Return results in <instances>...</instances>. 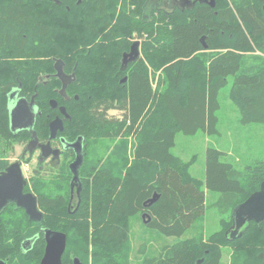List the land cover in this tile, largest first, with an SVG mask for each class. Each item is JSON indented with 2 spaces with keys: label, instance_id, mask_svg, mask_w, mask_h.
<instances>
[{
  "label": "trees",
  "instance_id": "obj_1",
  "mask_svg": "<svg viewBox=\"0 0 264 264\" xmlns=\"http://www.w3.org/2000/svg\"><path fill=\"white\" fill-rule=\"evenodd\" d=\"M148 2L0 0V169L10 164L15 143L31 138L27 129L11 128L9 97L17 90L34 97L41 112L34 123L39 138L48 134L46 113L57 114L54 99L70 115L62 135L68 142L80 136L85 146L82 189L73 206L75 155L67 149L61 163L46 166L53 173L46 186L42 175L31 178L42 221L13 206L2 210L3 264H41L48 229L67 235L62 264L75 258L130 264L131 221L144 213V223L164 241L139 264H221L225 248L236 253L233 264H264V221L246 225L235 239L227 235L235 207L264 181V159L239 170L223 161L225 152L208 146L199 179L191 171L196 156L184 160L172 151L179 132L219 133V93L229 78L240 122L264 124V0H215V7L196 1L171 9L157 3L147 13ZM135 41L142 55L123 69V55ZM57 59L75 74L66 88L69 99L55 90L61 87L56 76L44 80ZM111 110L121 117H110ZM115 139L120 143L113 145ZM208 192L217 193L210 205ZM155 193L157 200L145 206ZM210 208L219 225L206 232ZM29 238L33 248L25 251Z\"/></svg>",
  "mask_w": 264,
  "mask_h": 264
},
{
  "label": "rangeland",
  "instance_id": "obj_2",
  "mask_svg": "<svg viewBox=\"0 0 264 264\" xmlns=\"http://www.w3.org/2000/svg\"><path fill=\"white\" fill-rule=\"evenodd\" d=\"M157 3L167 9L175 6L174 0H149L146 7L147 13H150L152 6ZM135 39H138V36L135 35L131 40ZM231 85L232 78H229V83L219 93L221 108L218 111V134L209 135L205 131L200 130L194 135L179 132L176 136V145L172 149L173 153L184 160H190L193 156H196L197 160L191 171L199 179L205 177V156L208 146L225 152L223 161L233 163L239 170L254 163L258 159H264V124L252 123L244 125L240 122V110L229 96ZM108 115L119 118L122 112L119 110H111L108 112ZM117 142L120 143V140L115 139L112 144L114 145ZM128 142L130 144L128 155L132 159V148L135 142L134 136L128 138ZM14 146V150L11 151L9 157L11 161H16L23 150V145L20 143H15ZM34 164L35 160L32 161L31 165ZM51 178H53V173H46V179ZM43 181L45 182L44 178ZM207 195V200L210 205L213 197L217 193L208 192ZM76 201L77 199L74 200V204ZM131 223L129 260L130 264H139L146 253L152 250H159L164 240L156 238V230H153L144 223L142 214L141 218L134 217ZM218 225L217 210L210 208L205 218L206 232L217 230ZM236 257V253L230 248H225L221 264H233Z\"/></svg>",
  "mask_w": 264,
  "mask_h": 264
},
{
  "label": "water",
  "instance_id": "obj_3",
  "mask_svg": "<svg viewBox=\"0 0 264 264\" xmlns=\"http://www.w3.org/2000/svg\"><path fill=\"white\" fill-rule=\"evenodd\" d=\"M196 1H192L191 6L196 4ZM201 2H206L210 6L215 7V0H201ZM207 47L206 44H204ZM140 42L135 41L131 50L127 53H124L122 58V64L125 68L127 64L131 61L136 60L140 56ZM64 62L61 59H57L55 62V68L58 71V76L62 79L63 87L61 90V95L69 99L66 88L71 81L74 80L75 74L68 75L63 70ZM127 78L125 77L122 82H125ZM16 91L12 93L9 97V111H10V122L11 128L14 132L23 129H32L36 120V114L34 111V97L29 102L26 98L17 99ZM21 104H24V108L21 107ZM51 107L55 108L58 106L56 100H51ZM61 112L68 119L70 115L68 114L66 108L64 106L60 107ZM39 114V112H38ZM41 114V113H40ZM64 130V120L60 117L55 118L50 123V138H54L57 136L59 131ZM33 132V131H32ZM35 135V131L33 132ZM69 146L75 148L76 150V158L70 164V169L72 171L73 177L71 180V190L73 191L74 185L77 184L78 189L77 193L80 195V191L82 189V185L79 177V169L84 162V153L82 146V137H79L75 142L71 143ZM16 168L13 170V168ZM24 178L21 173V168L19 163L12 164L8 171L0 176V196L4 198H29L27 201H21L19 199V205L26 208L30 218L33 220L40 221L42 219V214L38 211L36 198L33 194L22 195V190L24 187ZM158 198V195L155 193L153 197L148 199L144 205L149 206L154 203ZM1 206V205H0ZM148 213H144L143 219L145 220ZM150 219V217H149ZM233 219L234 223L227 235L229 239H235L238 235H242L243 228L250 224L251 222L261 223L264 221V181L261 183L260 189L253 192L244 202L240 203L237 207H235L233 211ZM147 221V220H145ZM147 223V222H145ZM45 239H46V247L45 253L42 258L41 264H62V257L66 250L67 246V235L63 232H56L53 230L45 231ZM74 264H83L79 258L74 259Z\"/></svg>",
  "mask_w": 264,
  "mask_h": 264
},
{
  "label": "flooded vegetation",
  "instance_id": "obj_4",
  "mask_svg": "<svg viewBox=\"0 0 264 264\" xmlns=\"http://www.w3.org/2000/svg\"><path fill=\"white\" fill-rule=\"evenodd\" d=\"M198 1L201 2V0H198ZM174 3H175L174 7L178 6L179 8H186V7H189L192 4V0H174ZM140 54H141V50H140ZM54 67H55V65H54ZM63 70L68 75H72L73 74V73L66 72L64 65H63ZM57 74H58V71L55 68L54 74L46 73L44 75V80L47 83V82H49V80H50L52 75L56 76L59 79L60 83H61V87H59V88L57 87V88H55V90L57 91V93L61 97H63L61 95L63 82H62V79L60 78V76H58ZM17 91H16V95H15L17 99L25 98L23 96H20ZM63 98L67 99L66 97H63ZM31 100L32 99H30L28 101L30 102ZM50 102H51V100H50ZM24 106H25L24 104H21V107L24 108ZM33 106H34V111H35L36 116L37 115H41L40 114L41 112L37 109V107L35 105H33ZM50 106H51V104H50ZM62 106L63 105H60L58 103V106L53 108L54 112L57 111V114L54 113V114L51 115L50 113H46V123L48 122V125H47L48 134L45 137H43V138H39L36 135V133H35V135H33L34 126H33L32 129H27L28 131L31 132V138L28 140L27 143L25 142V143L22 144L23 145V150H22V152L20 154V157L16 161H11L10 158H9L10 164L6 168L0 169V176H1V175L5 174L8 171V168L12 164H15V163H19L20 164L21 173H22V176H23L24 181H25L24 182V187H23V190H22V195L33 194L35 196L36 203H37V208H38V211L42 214V219L44 217V210L40 206L39 195H38V193L36 191H34V188H33V184L34 183H33V180H31V178L33 176L42 175L43 178L45 179V186H46V173L50 172L47 169V167H46L48 164L54 163V162L61 163V161L64 158V155L67 152V149H72L73 150L72 153L74 152L75 156H74L72 162L76 158V150H75V148H72L71 146H69L71 143L75 142L76 140L73 141V142H68L66 140V137L64 135H62V133L65 130V120H67L65 115L60 110V107H62ZM38 112H39V114H38ZM51 116H54V117L49 121V118ZM57 117H60L61 119L64 120V130L63 131H59L56 137L50 138V135H51L50 123ZM23 130H25V129H23ZM82 146H83V149H84L85 146H84L83 142H82ZM34 160H35V164L31 165L32 161H34ZM26 165H28V166L26 167ZM15 169L16 168L14 167L13 170H15ZM77 189H78V186H77V184H75L73 191L71 190V199H70L71 203H70L69 206H73L74 205V200L75 199L79 200L80 195H78ZM19 199H21V201L29 200V198H27V197L26 198L25 197L24 198H15V199L12 200V198H9V197L3 199L0 196V205H1L0 206V214H1L2 210L4 208H6L7 206L8 207L9 206H13L16 210L20 211V213L22 212V213L26 214V216L30 220H33V219L30 218V215L28 214L26 208L19 205V203H18ZM42 219L40 221H42ZM34 221H38V220H34ZM45 231L46 230H44V237H45ZM45 241H46V239H45ZM33 244H34V239L33 238L32 239L29 238L26 241H24L22 249L25 250V251H29L31 248H33ZM0 264H3V261H0Z\"/></svg>",
  "mask_w": 264,
  "mask_h": 264
},
{
  "label": "crops",
  "instance_id": "obj_5",
  "mask_svg": "<svg viewBox=\"0 0 264 264\" xmlns=\"http://www.w3.org/2000/svg\"><path fill=\"white\" fill-rule=\"evenodd\" d=\"M193 1V0H192ZM189 7H192L191 5Z\"/></svg>",
  "mask_w": 264,
  "mask_h": 264
}]
</instances>
